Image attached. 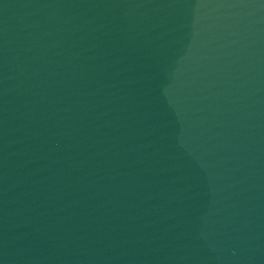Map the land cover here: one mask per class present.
Returning <instances> with one entry per match:
<instances>
[{"label": "water", "instance_id": "95a60500", "mask_svg": "<svg viewBox=\"0 0 264 264\" xmlns=\"http://www.w3.org/2000/svg\"><path fill=\"white\" fill-rule=\"evenodd\" d=\"M0 264H264V0H0Z\"/></svg>", "mask_w": 264, "mask_h": 264}]
</instances>
